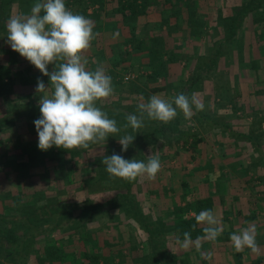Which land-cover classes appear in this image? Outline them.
<instances>
[{
  "label": "trees",
  "instance_id": "16d2710c",
  "mask_svg": "<svg viewBox=\"0 0 264 264\" xmlns=\"http://www.w3.org/2000/svg\"><path fill=\"white\" fill-rule=\"evenodd\" d=\"M21 1V3H19ZM36 0H0V37L7 34V22L11 17L10 13L12 10V5L19 3L23 5L22 11L26 9L27 14L30 12L32 2ZM196 0H65L66 6L71 9L74 13H79L85 17L92 20L95 24L94 31L98 33L96 38L91 42V47L86 50L85 55L89 61V70H95L99 66H103L106 69L107 74L112 77V82L114 89H118V85L123 86L122 78L119 80L115 79L119 76L118 70L115 68L125 67L124 63L127 65L130 61V57L133 52L139 54H147L149 58V66L153 67L154 74H149V77L154 79L160 74V68H165L167 62H164L162 58L164 54L169 56L170 60H175L174 55L176 53V46H180L181 43L184 44L186 39H188L193 34L203 35L205 37L206 29L210 25L211 21L207 19H202L199 17L201 13L196 7ZM262 0H243L242 5H235L231 8L232 16H223V7L217 6L215 13V19L213 22L217 23L219 20L224 25V31L226 33V38L235 36L239 23L243 15L250 14L253 9L258 7V4ZM153 13H161V15L169 14V16H163L160 21L156 22V29L150 25V16ZM23 14V13H22ZM20 15V14H18ZM214 26V23H212ZM183 27V28H182ZM171 29L176 30L178 33H173ZM188 30L186 32V39L182 36L183 30ZM156 31H160V34ZM167 32L168 36H163L161 32ZM143 32V34H142ZM153 32V33H152ZM188 33V34H187ZM108 36L110 38H108ZM184 38V39H183ZM221 40L217 39L214 41V45L207 49V54L197 60V70L207 69L212 67V64L216 61L219 53H221L222 43ZM226 41V40H225ZM174 44V46L172 45ZM130 46L131 48H127ZM111 48V53L116 54L113 64H110L101 57L102 51L105 47ZM126 47V48H125ZM214 48L215 52H212ZM116 49L119 51L116 53ZM212 52V53H211ZM205 56H207L205 58ZM206 64V66H205ZM31 68H27L28 74L34 70V65L29 62ZM113 66V67H112ZM202 66V67H201ZM29 67V66H28ZM26 69V68H25ZM54 69L53 64L48 65V70L51 72ZM196 69V68H195ZM196 71L193 72L192 76L188 82H182L181 93L187 94L189 97L193 95V90L197 84V80L200 78L201 74ZM13 71L7 66L0 65V78L7 76L8 81L0 82V97L3 98L2 94L6 93L8 88L14 83L13 75L17 77L18 73L12 74ZM41 72H39L40 74ZM41 76L44 77L42 74ZM45 78H50L45 76ZM10 80V81H9ZM117 81V82H116ZM10 85V86H9ZM134 82H129L124 84L127 87V92H135L138 96L134 98L133 95L126 94L123 96L120 94L116 98L103 99L97 102V106L102 107L106 111L110 118L116 119L118 126L122 128L121 132L115 136L110 135L107 139L106 146L107 153L104 155H112L113 152L122 155L125 159H137L147 161L148 155L151 153H159L162 165L169 167L163 161L169 154L170 148L174 146V155L180 154L181 151H192V156L198 151V144L201 141V137L198 132L192 131V127L181 126V115L180 110L177 109V117L169 123H163L160 121H152L145 118V127L134 132L131 127L124 130L123 125L126 123L125 114H138L137 105L141 102H146L151 96L150 92L136 86ZM9 86V87H8ZM165 86L153 88V91H160L164 89ZM50 90L53 89L50 86ZM122 92V91H121ZM10 107V108H9ZM21 107V112L18 113V109ZM10 105L6 107L4 114L1 118L0 123L5 121L4 124L0 125V133L10 129L11 125L21 119H27L29 117H40L39 104L34 101L22 102L21 105L15 107ZM194 117L197 120L206 117L207 115L200 116L198 111L193 108ZM8 122V123H6ZM214 125H217L216 122ZM186 127V128H185ZM30 139L38 137L35 126L32 127L28 132ZM132 134L135 136L133 143L129 146L126 152H122V146L118 142L125 134ZM248 140L255 141L256 139L250 134H244L242 136ZM26 142V141H25ZM24 141L19 143L20 148H15L14 144L12 146V152H19L18 159H15L16 167H27L26 173H22L25 180L28 179H39L41 182L40 186L32 191L30 202H24L21 207L16 208L15 211L17 215L11 216L16 217V220L21 221V226H24V233L19 235L15 233L12 229H6L4 226H0V253L4 256V260H0V264H29L30 252L33 247L41 239L43 235H48L49 233L56 231L61 228L69 229L72 225H84L85 222L88 223L91 220L97 219L99 215L109 213L112 209H119L126 214L127 218L134 220L141 229H143L149 237V254L148 259L152 264H177L178 257L171 251L168 247V235L171 230L178 231V237L184 239V232L188 231L191 233V238L199 236L202 230L196 229L197 221L194 216L191 215H180L179 208L175 206L172 210L169 209V214L175 218L174 224L170 225L167 222L166 212L160 215H155L153 212H149L144 209L142 203L140 202L137 194L133 192V189L139 190V186L143 182L148 181L147 192L151 193L156 186H153V181L147 179L146 177H139L135 181H127L118 177H110L106 171L105 166L102 163L104 155H99L93 158L91 161L93 169H89L86 166V162L83 161V157L78 153V149L66 150L63 148H57L53 146L47 152L40 150L39 148H34L36 152L32 151L29 146L25 145ZM27 143V142H26ZM104 144H90L89 148L83 149L86 152L88 149L102 146ZM10 149V150H11ZM11 152V151H10ZM9 152V153H10ZM11 152V154H12ZM81 152V151H80ZM37 154V155H36ZM173 154H170L172 156ZM38 156V162H33L34 158ZM191 156V157H192ZM28 162H23L24 159ZM83 159H82V158ZM82 159V160H81ZM39 168L38 166H42ZM37 167V168H36ZM51 167V168H50ZM63 167L66 168L67 173H63ZM167 168L161 169L157 174L156 178L163 177L165 170ZM169 169V168H168ZM171 170V168H170ZM54 171H59L58 175H61L57 179L53 178L52 173ZM90 171H94V175L90 176ZM71 178L69 179V177ZM22 179L21 176H18ZM41 177V178H40ZM53 178V179H52ZM146 180V181H145ZM53 182V187L58 184H74L79 183V187L85 184L90 189V191H95L97 189L103 188H117L123 190V192H118L117 195L106 201L98 202L91 199H85L84 201H60L55 197H50L45 194V189L49 182ZM183 186L190 185L187 182L182 183ZM161 188H159L160 190ZM188 198V205L191 207L196 203V206L201 207L203 201L198 200L193 202L191 196ZM19 200V199H18ZM206 205L211 206L209 200H205ZM12 209V208H11ZM90 211V212H87ZM89 213L88 218L86 215ZM97 217V218H96ZM0 218L7 220L8 216L0 215ZM95 218V219H93ZM39 219V220H38ZM38 220L39 222H36ZM73 227V226H72ZM158 253L157 254V251ZM46 257L50 259V263L63 264L62 261L64 254L61 248H56L54 245L46 247ZM29 252V253H28ZM85 256L88 258V264H100L102 259L108 263V257L103 256V254L97 251L93 253H86ZM41 264H44V260L38 257ZM121 260V259H120ZM124 261H120L119 264H123Z\"/></svg>",
  "mask_w": 264,
  "mask_h": 264
},
{
  "label": "rangeland",
  "instance_id": "374dc122",
  "mask_svg": "<svg viewBox=\"0 0 264 264\" xmlns=\"http://www.w3.org/2000/svg\"><path fill=\"white\" fill-rule=\"evenodd\" d=\"M19 3H21V1ZM19 3L12 5L13 7L10 13L11 17L22 13L27 14L26 9L22 11V6H25L26 3L24 2L21 7H19ZM242 3L243 0H196V7L198 8L201 15L206 14L208 16L210 13H214V10H216L217 6L219 5L223 7V16L230 17L232 16V14L230 13L231 8L237 4L242 5ZM32 4H34V1L32 2ZM209 7L210 9H208ZM209 10H211V12ZM242 17L244 18H241L242 21H240L239 23L237 34H235V36L233 37H230L228 40L225 39L226 33L228 34V32L225 31L221 33L222 27L224 26L222 22L218 20L217 23L214 24V26H209V28H212L210 29V40L214 42L217 39H223L221 40V42H223L221 53L218 54L216 61L212 64V67L209 68V70H207L208 68H199L200 71H198L195 59H191L190 57L187 58L188 56L185 52H182V56H180L176 51L174 55L176 61L170 60L169 56L164 54L162 58L164 59V62H167V65L165 66V68L161 67L160 74L152 79L149 77V74H152L154 69L153 67L149 66L148 55L146 53L139 54L137 52H133L132 56L130 57L129 63H127V65L124 63L123 66L125 67H119L117 69L115 68V70H118L116 72H118L119 74V76H116L115 79L120 80L122 78L123 86L118 85V89L114 91V94L112 95L113 97H111L116 98L120 94L122 95V93L123 96L129 94L133 95L134 98L138 97L134 91H130L129 93L127 92V87H124V84L134 82L135 84H137L136 86H139L147 92H150L151 95L156 94L160 95L161 97L171 99L172 97L181 93V83H187L193 72L195 71L194 73L196 74V71H198L199 74H202L197 80V84L195 86V90H193V94H195L197 99L204 104V109L201 112H205V114L208 115L211 112L212 108L216 107L217 109L218 106H225L226 99L228 98V100L230 101V103L228 102V105L230 106H228V110H231L232 108L236 109L234 110L235 112L243 110V112L239 113L237 117H234V119L241 122V125L243 124V122L248 121L249 133L254 135L259 141L264 140V128L262 126V123L264 122V117L262 115V111H264V108H262L264 106V102L262 104L260 100L256 101V107H253L251 103H247L244 101L242 103L245 104V106H242V104H240V101H242V98L244 97L243 94L240 93V90H235V86H230L231 81L235 84L237 80H242V82L248 83L246 85H249V82L257 83L256 80L260 77L261 82H259L261 83V86L264 87V55H261L263 58L258 57V46L262 44L264 45V0H262L258 4V7L253 9L250 14H242ZM214 18L215 17L213 16L212 19H207V21L214 20ZM192 36L194 44L199 48V52H205L207 48L204 46L209 40H207V42L200 43V38L197 35L193 34ZM108 38L110 37L108 36ZM190 38L191 36L188 39L191 40ZM6 41L7 34H4L0 37V65L6 67L8 66L9 69L13 71L12 74L18 73L19 75H17V77L13 75L14 83L11 86L9 85L11 88H8L5 94H2L3 98L0 97L1 118L4 117V114H6L5 109L8 106V102H10L11 106H14L13 111H16L15 107L18 105L20 106L23 101H39L42 94L35 91L38 77L44 81L46 87L50 86V80L48 78H45V76H41L42 73L39 74L40 71L35 68V66L33 68L34 70H32L30 74H28L27 70L29 69L27 68H31V66L29 65V61L22 57L18 52L12 50L10 45ZM172 45L174 46V44ZM126 47L129 49L131 48L127 45ZM118 51L119 49H116L115 52L117 53ZM102 52L103 53L101 57L104 58L105 61L107 60V62H109L110 60V64H113L116 54L111 53V48L105 47ZM249 56L252 57V60H250ZM252 61H254V64H256V66L248 69L246 67L247 62ZM168 63L169 65L172 64L170 68L168 67ZM174 68L179 69L178 73L176 70H174ZM126 77L130 78L127 79ZM7 78V76L1 77L0 82L8 81ZM208 80H213L215 82L217 91L215 94V89L211 85L212 97L210 96L207 99L206 97H204V95L208 89V87L206 86ZM162 86H165V88L160 91H153V88ZM255 90L256 89L254 88V92H252V94H256ZM261 91L264 94V88H262ZM51 92L52 91L49 87L48 94L51 95ZM205 99H207V101ZM17 112H21V107ZM216 112L217 111H215V113ZM180 115L181 126H197L195 120H193V115L190 118H185L183 112H180ZM210 115H212V112L210 113ZM36 119L38 118L33 116L27 119L17 120L11 125L10 129L4 131V133L2 134L0 133V190H8L6 191L7 194H5L4 197H7L8 206L10 208L14 207L12 209L13 212L15 211V207L18 208L21 207L24 202H30L32 200L30 198L32 191H35L36 188H38L41 184L38 178L25 180L24 178L20 179L15 175L16 173L14 171L17 172V170L26 173L27 167H16V164L14 163L16 162L15 159H18L19 152H12L11 149L13 144L15 148H20L19 143L17 142L26 141L27 143L25 142V145L27 144L29 146V149L33 148L31 150L36 152L34 148H38V137H35L34 139L32 138L31 140L27 133L32 127L35 126L34 120ZM4 123L5 121L1 122L0 125ZM243 128L245 127L243 126ZM208 130L210 129L207 127L204 129L205 137L211 138V133H207ZM241 136H244V133H241ZM107 147L108 146L106 145L97 146L88 149L86 152L83 151V148H78V154L81 156H85L83 157L84 159L82 157L81 158L84 162L87 163L86 166H88L92 164L91 161H93L94 157L106 154L107 149H109ZM245 148H247V145L243 146V150L240 151L245 152ZM174 149V146H172L169 153L173 154ZM10 151L12 152V154ZM249 151L252 152L253 150L248 148L247 153ZM44 152H46V155L47 152L49 153L48 150ZM181 153V155L179 154L177 156H170V154H168L163 161L165 164L171 161L170 163L172 164L168 165L169 167H166L163 164V168H167L163 176L165 177L163 183L164 187L166 188L167 186H165V184L169 185V194H165L164 191L161 192V196L156 194V192L160 191L159 188L162 187L161 177L151 180L153 181V186H156L155 188L153 187L152 190L154 191L151 193L147 192L148 181L146 180V183L143 182L141 186L138 187L139 190L135 189L134 187L133 192L137 194V197L142 203L144 209H146L147 211L153 212L155 215L162 216L164 212L169 214L167 208H171L172 210L175 206H178L179 208H183L180 210V215H190L189 213H191L193 208L188 205L186 198L190 196L193 197V195H195L194 193L198 194L199 191H206L208 189V185L210 184L204 180H198V177L195 175L198 174V170L194 173L192 168L186 169L187 173H185L182 169V162H186L187 160L190 162V158L193 152L182 150ZM232 154H238V152H234L233 149L228 150V148H221L220 146V148H199L195 156L208 157V164H211L210 157L215 156V158H224ZM34 159L36 160H34L33 162H38L39 160L38 156H36V158ZM180 160H182V162ZM23 162H28L27 157ZM224 164L226 163L224 162ZM43 166L44 165L38 167L42 168ZM191 166L192 165H189V167ZM93 167V165H90L89 169H93ZM213 167L214 166L212 164V167H209L207 169L211 170L213 169ZM168 168L169 170L171 168L172 172V177L170 178L167 175V172H169ZM62 171L64 174L67 173L65 167H63ZM89 173L91 176L94 175L95 172L90 171ZM58 174L59 171H54L52 173L53 178L56 177L57 179L59 176H61ZM70 178L71 176L69 177V179ZM183 182H187L190 185L183 186ZM224 183L225 182H223V184ZM249 184L250 185L248 186V188L250 187L251 190L256 189V185L252 184V181L249 182ZM75 186L78 187L79 183H67L63 186L62 184H58L53 187V182L50 181L49 185L47 184V187H44V189L46 191L45 194L50 197H55L56 199L63 202L73 200L84 201L85 199H91L98 202H106L114 198L118 192H123V190H119L115 187L90 191L86 184L84 186L82 185V187L79 188H76ZM191 200L193 199L191 198ZM88 216L89 213L86 215V218H88ZM97 217V219L93 218L95 220H91L88 223H86V221L84 225L79 226L76 224L72 225L73 227L69 226V229L61 228L53 231L48 234L49 236L43 235L39 242L34 245L33 250L30 252V256H32V258L30 259L29 264H41L38 260V257L43 258L44 264H53L50 263V259H46L45 254L46 247L51 245H54L56 248L62 249L65 256L62 261L65 264H88V258L85 256V254L93 253L95 251L103 254V256H107L109 264H119V262L122 260L124 261L123 264H152L147 256L149 254L150 248V240L148 234L143 229H141L134 220L127 218L126 214L119 209H112L109 211V213L107 212ZM15 218H11L10 216L7 219L6 224H4V228L12 229L15 231V233L21 235L24 233L25 227L21 226V221L16 220ZM167 218L169 220V224L173 225L175 218H173V216L170 214L167 216ZM38 220H36V222H39ZM183 240L184 239H180L178 237V231L176 230H171L168 235V247L177 256L181 255L179 256V258L183 257L182 254L185 250L181 247V243L183 242ZM156 252L157 254H159L158 250ZM3 257L4 256H2V258ZM190 260L191 262H194L192 258H190ZM188 263L189 262H187L186 260L182 261L181 258L179 259L177 264ZM220 263L228 264V261H222ZM100 264L107 263L104 259H102L100 261ZM195 264H200V262L195 261Z\"/></svg>",
  "mask_w": 264,
  "mask_h": 264
},
{
  "label": "clouds",
  "instance_id": "9594fccd",
  "mask_svg": "<svg viewBox=\"0 0 264 264\" xmlns=\"http://www.w3.org/2000/svg\"><path fill=\"white\" fill-rule=\"evenodd\" d=\"M95 24L82 14L69 9L65 0H36L29 14L10 17L7 22V43L50 78L53 89L37 78L35 91L41 93L38 101L40 117L34 120L38 134V148L47 151L53 146L66 150L87 149L90 144H106L110 135L115 136L122 128L114 118L97 106V102L114 94L112 77L101 65L94 71L87 67L85 55L98 33ZM54 69L49 72L48 65ZM193 108L202 111L204 104L195 94L189 97L179 93L171 99L151 95L146 102L137 105L138 114H125L124 130L131 127L134 132L145 127V118L169 123L179 109L185 118L193 115ZM135 136L125 134L118 142L126 152ZM102 163L110 177L135 181L139 177L156 178L163 165L159 153L148 155L147 161L125 159L113 152L104 155ZM196 221L205 225L204 236L197 237L195 247L200 251L201 239L215 242L222 235L221 221L211 209L201 211ZM181 247L192 245L191 233L184 232ZM230 240L237 252L245 248L255 249L256 227L249 225L233 232ZM203 255V253H202Z\"/></svg>",
  "mask_w": 264,
  "mask_h": 264
},
{
  "label": "crops",
  "instance_id": "0c3cea01",
  "mask_svg": "<svg viewBox=\"0 0 264 264\" xmlns=\"http://www.w3.org/2000/svg\"><path fill=\"white\" fill-rule=\"evenodd\" d=\"M217 1V0H216ZM196 3V1H195ZM210 9V7L208 8ZM211 12V10H209ZM170 14V13H169ZM169 14H165L163 16H169ZM161 13H153L150 17V25L154 29H156V22L160 21L163 17ZM215 15V13H210L208 16L206 14H202L199 17L202 19H212V17ZM211 16V17H210ZM215 17V16H214ZM215 19V18H214ZM211 23L208 25V28L205 32V37L203 38V35L200 37L197 35L200 40V43L207 42V44L204 46L209 51L210 48L213 47V41L209 38L211 37V27L213 20H210ZM209 22V21H208ZM183 28V27H182ZM224 27H222L221 33L225 32L223 30ZM183 31V37L186 39V30L182 29ZM160 34V31H156ZM173 33H178L176 30L171 29ZM153 33V32H152ZM163 36H168L167 32H161ZM188 34V33H187ZM237 34V33H236ZM196 35V34H195ZM229 35V30H228ZM208 37V38H207ZM183 38V39H184ZM189 39H186V41L181 43L180 46H176L175 51L182 56V52H185L187 54V58L195 59L196 64L197 60L204 55L207 54L208 51H202L199 52V48L194 44L193 36H191ZM202 41V42H201ZM108 47V46H107ZM110 48V47H108ZM258 57L263 58L264 55V45L258 46ZM206 49V50H207ZM106 51V49H105ZM215 52L214 48L212 49V52ZM211 52V53H212ZM261 52V53H260ZM262 55V56H261ZM207 56H205L206 58ZM250 60H252V57H250ZM172 64L168 67L170 68ZM253 66H256L254 64V61L247 62V68H252ZM174 70L178 73V68H174ZM254 78V77H252ZM257 83L249 82V85H246L248 83L242 82V80H237L234 84L232 81L230 82V86H235V90L239 91L243 94L242 101H240V104L242 106V102H249L253 107H256V101L264 102V94L262 93V87L260 77L256 80ZM260 81V82H259ZM211 85L215 89V94L217 91L216 84L213 80L207 81V92H205L204 97L208 99L211 94ZM246 85V86H244ZM254 88L256 89V94H252L254 92ZM261 92V93H260ZM212 97V96H211ZM207 99H205L207 101ZM239 101V100H238ZM228 98L226 99V104L223 107H216L212 108L211 112L207 115L208 119H205L206 117L201 118V120H197L193 113V120H195V123L197 126L192 127V131L198 132L201 141L198 144V149H207V148H228V150L233 149L234 152H238V154H232L228 157L224 158H215V156L210 157L211 164H208V157H191L190 162L187 160L186 162L180 160L182 162V169L185 173H187L186 169H191L195 173L198 170V174H195L198 177V180H204L210 185H208V189L205 191L201 190L198 194L194 193L192 199L193 202L202 200L203 203L201 207L196 206V203L193 204L192 208L193 210L191 213H189L191 216L196 217L201 211L206 209H211L218 219L221 221V226L223 228L222 235H220L215 242L209 241L207 239H201L200 241V251H197L195 247V242L197 240V237H203L204 232L203 228L205 225L201 223H197L196 229L202 230V233L200 232L199 236L194 237L192 239V245L183 251V257L182 261L189 262L188 264H195V261L200 262V264H221L220 262L224 261L228 264H264V140L259 141L257 138L249 133L248 126L249 122H243L241 125V122L236 121L234 117H237V115L243 110L235 112L232 109L228 110ZM205 103V102H204ZM230 107V106H229ZM262 107V105H261ZM258 108V107H257ZM264 108V106L262 107ZM215 111H217L215 113ZM199 115L205 116V112L202 113L199 111ZM262 115L264 117V111H262ZM230 119V120H229ZM229 120V121H228ZM216 122L217 125H214ZM264 128V122L262 123ZM242 126V127H240ZM243 126L245 128H243ZM187 127V126H186ZM209 128L207 133H211V138L205 137L204 129ZM247 127V128H246ZM206 132V131H205ZM214 133V134H212ZM241 133L244 134H250L252 135L256 140L251 141L241 136ZM246 139V140H243ZM209 141V142H208ZM215 143V144H214ZM247 145V148L243 150V146ZM252 146V147H251ZM248 148L252 149V152H248ZM255 149V150H254ZM170 152V151H169ZM171 154V153H169ZM182 153H180L181 155ZM174 155V154H173ZM179 155V154H177ZM175 155V156H177ZM196 155V154H195ZM236 155V156H235ZM186 159V158H185ZM173 160V159H172ZM226 164H224V162ZM171 162V161H170ZM170 162H168V165H172ZM213 169H207L209 167H212ZM189 165H192L189 167ZM169 170V169H168ZM16 176H21L22 178L25 177L24 175H21L23 172L21 171H14ZM169 170L167 172L168 177H172V172ZM24 174V173H23ZM165 177H161V189L160 191L156 192L159 196H161V192L164 191L165 194H169V185L165 184L166 187H164V181ZM252 181V184L256 185V189H250L248 186L250 185L249 182ZM222 182V183H221ZM223 182H225L223 184ZM222 184V185H221ZM8 190L1 189L0 190V215L8 216H14L17 215V212H13L12 209L7 204V197H4L5 194H7ZM190 196V195H189ZM205 200H209L211 206H207L205 203ZM186 201L188 202V198H186ZM169 211V209L167 208ZM165 213V212H164ZM7 218V219H8ZM7 220H3L0 218V225L4 226L6 224ZM167 222L169 223V220L167 218ZM171 225V224H170ZM249 225H255L256 227V248L253 250L251 248H245L243 251L237 252L235 248L233 247L230 235L233 232H239L240 229L248 227ZM6 226V225H5ZM49 236V235H46ZM3 239H1L2 241ZM0 241V242H1ZM39 242V241H38ZM35 251V250H34ZM203 253V255H202ZM46 254V252H45ZM179 255V254H178ZM2 252L0 253V260H4L2 258ZM181 256V255H179ZM178 257V261L179 258ZM65 257V256H64ZM32 256L30 257V259ZM190 258L194 262H191ZM46 259H49L46 257ZM30 261V260H29ZM59 264V262H57ZM65 264V263H63Z\"/></svg>",
  "mask_w": 264,
  "mask_h": 264
},
{
  "label": "built area",
  "instance_id": "2783aa9c",
  "mask_svg": "<svg viewBox=\"0 0 264 264\" xmlns=\"http://www.w3.org/2000/svg\"><path fill=\"white\" fill-rule=\"evenodd\" d=\"M127 79H129L130 77H126Z\"/></svg>",
  "mask_w": 264,
  "mask_h": 264
}]
</instances>
